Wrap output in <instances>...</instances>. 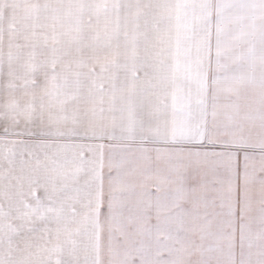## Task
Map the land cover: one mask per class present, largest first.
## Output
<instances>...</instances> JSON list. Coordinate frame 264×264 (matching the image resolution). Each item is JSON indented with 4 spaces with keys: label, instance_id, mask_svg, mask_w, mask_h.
I'll list each match as a JSON object with an SVG mask.
<instances>
[{
    "label": "snow or ice",
    "instance_id": "6c2138e0",
    "mask_svg": "<svg viewBox=\"0 0 264 264\" xmlns=\"http://www.w3.org/2000/svg\"><path fill=\"white\" fill-rule=\"evenodd\" d=\"M0 264H264V0H0Z\"/></svg>",
    "mask_w": 264,
    "mask_h": 264
}]
</instances>
